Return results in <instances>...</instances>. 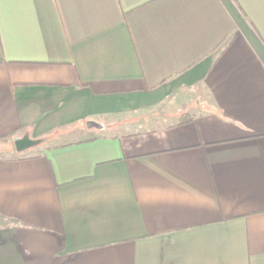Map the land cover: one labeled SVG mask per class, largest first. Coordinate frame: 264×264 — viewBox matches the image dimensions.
<instances>
[{
  "label": "crops",
  "instance_id": "obj_1",
  "mask_svg": "<svg viewBox=\"0 0 264 264\" xmlns=\"http://www.w3.org/2000/svg\"><path fill=\"white\" fill-rule=\"evenodd\" d=\"M0 264H264V0H0Z\"/></svg>",
  "mask_w": 264,
  "mask_h": 264
},
{
  "label": "water",
  "instance_id": "obj_2",
  "mask_svg": "<svg viewBox=\"0 0 264 264\" xmlns=\"http://www.w3.org/2000/svg\"><path fill=\"white\" fill-rule=\"evenodd\" d=\"M38 144L39 141L30 139L28 136H25L15 141V147L18 152H23L28 148H31L32 146H36Z\"/></svg>",
  "mask_w": 264,
  "mask_h": 264
},
{
  "label": "trees",
  "instance_id": "obj_3",
  "mask_svg": "<svg viewBox=\"0 0 264 264\" xmlns=\"http://www.w3.org/2000/svg\"><path fill=\"white\" fill-rule=\"evenodd\" d=\"M227 44V43H226ZM224 47H226V45H223V47H220L221 48V50L219 49V52L221 53L222 52V50H224ZM223 48V49H222ZM220 53H219V55H220ZM185 122H188V119L187 120H185Z\"/></svg>",
  "mask_w": 264,
  "mask_h": 264
}]
</instances>
